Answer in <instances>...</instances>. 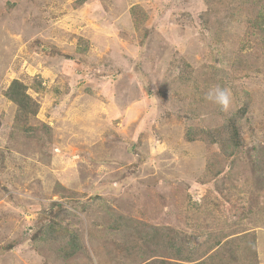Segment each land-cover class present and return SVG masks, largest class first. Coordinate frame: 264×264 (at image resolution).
Here are the masks:
<instances>
[{
    "label": "rangeland",
    "instance_id": "1",
    "mask_svg": "<svg viewBox=\"0 0 264 264\" xmlns=\"http://www.w3.org/2000/svg\"><path fill=\"white\" fill-rule=\"evenodd\" d=\"M244 3L0 0V264H169L240 230L264 264V49L242 47ZM14 80L40 103L26 133ZM246 103L239 154L190 140Z\"/></svg>",
    "mask_w": 264,
    "mask_h": 264
},
{
    "label": "trees",
    "instance_id": "2",
    "mask_svg": "<svg viewBox=\"0 0 264 264\" xmlns=\"http://www.w3.org/2000/svg\"><path fill=\"white\" fill-rule=\"evenodd\" d=\"M241 6L242 8L249 7L253 9L247 14H243L242 12L238 13V16L242 18L244 24V39L242 47H245L246 42H254L249 45H254L260 49L262 46L264 49V0H258L255 7L254 4L249 5L247 3H244ZM133 23L137 26V19H134ZM85 42L82 40L81 44L85 47V50L83 49L82 52L87 50V47L84 45ZM240 50H244V48ZM198 84L199 85H196L195 89H201V84ZM37 85L38 86L32 85V88L34 87L36 92L40 93L43 86L40 82L37 83ZM29 89H31V87L26 85L24 82L14 80L5 92L6 98L17 106L14 123L17 129H20L25 133L32 129V127H29L28 124H30V120H33L38 116L40 111V103L28 93ZM248 105V103L244 104V106L240 108L231 119H229V123H227L223 129L202 131L201 134L196 133L193 138H191V136L190 140H196V137L199 139L201 137H206L211 140L213 144L219 145L225 156L239 154L240 151H242L243 145L240 134V122L249 112ZM52 228L53 226H49L47 229ZM244 231L245 230H240L235 233L228 234L223 237L224 239H216L213 245H211L212 247H209L206 252L208 253L212 251L213 248L218 249H216V251L213 250L214 252L210 254L201 253L194 255V251L189 250L188 252H185L181 245L176 243L173 249L174 258H172V261L169 264H258L255 248V233H247L246 235L243 234L245 235L244 237H240L243 235L237 236V234L243 233ZM39 240L44 241L46 239H38L37 237L34 238V242L36 243L39 242ZM65 245V248L61 250L64 253H70V255H75V251L80 248L75 237L72 239L70 238ZM238 245H244V247L240 248L242 253H240L238 249L234 248ZM247 249L250 250L243 253V251Z\"/></svg>",
    "mask_w": 264,
    "mask_h": 264
},
{
    "label": "clouds",
    "instance_id": "3",
    "mask_svg": "<svg viewBox=\"0 0 264 264\" xmlns=\"http://www.w3.org/2000/svg\"><path fill=\"white\" fill-rule=\"evenodd\" d=\"M205 100L214 105H218L226 112L232 106V93L227 87H222L218 84L213 85L207 90Z\"/></svg>",
    "mask_w": 264,
    "mask_h": 264
}]
</instances>
